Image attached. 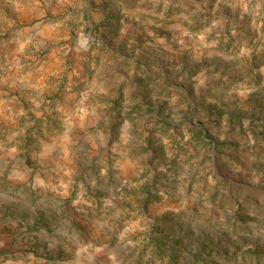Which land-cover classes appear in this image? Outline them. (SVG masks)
<instances>
[{"label":"rangeland","instance_id":"374dc122","mask_svg":"<svg viewBox=\"0 0 264 264\" xmlns=\"http://www.w3.org/2000/svg\"><path fill=\"white\" fill-rule=\"evenodd\" d=\"M2 2L0 264H264V0Z\"/></svg>","mask_w":264,"mask_h":264},{"label":"crops","instance_id":"0c3cea01","mask_svg":"<svg viewBox=\"0 0 264 264\" xmlns=\"http://www.w3.org/2000/svg\"><path fill=\"white\" fill-rule=\"evenodd\" d=\"M2 1L3 0H0V66L14 63L16 58L19 57L21 49L30 45L32 35L36 36L37 34H41V37H44L43 32L48 29V26H44L41 30H39L36 25L34 26L33 24H29L32 21L30 15L35 13L32 12L31 8H26L24 13L16 9L14 11H10L9 6ZM16 82H21L23 86L29 89L32 87L28 79H0V117H2V119L5 117L3 115V111L5 110L8 111V115L11 113L13 114L16 109H18L17 115L23 114V111L26 112L30 105L27 101L34 100L30 97L21 99L18 94L16 95L15 90L20 87L16 84ZM35 87L37 88V86ZM39 103L41 102L37 101V104ZM0 150H2L1 143ZM4 155V153H1L0 158H3ZM5 180L8 181L10 179L6 177ZM11 182L15 183L16 181L12 179ZM0 193L3 192L0 190ZM8 196V205H15L16 196L11 194ZM4 201L5 200L0 199V210L2 209L1 205ZM110 254L112 255V253H109L107 257L110 256ZM79 264L81 263L79 262Z\"/></svg>","mask_w":264,"mask_h":264}]
</instances>
